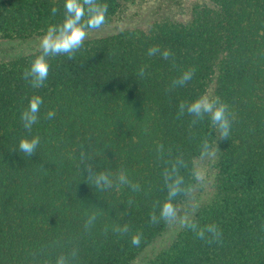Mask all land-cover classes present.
Here are the masks:
<instances>
[{
  "label": "trees",
  "instance_id": "1",
  "mask_svg": "<svg viewBox=\"0 0 264 264\" xmlns=\"http://www.w3.org/2000/svg\"><path fill=\"white\" fill-rule=\"evenodd\" d=\"M98 2L108 5L101 28L126 5L155 7L145 27L86 39L73 59L51 58L39 89L22 76L39 50L0 60V264H133L174 223L160 219L165 174L183 177L186 194L171 201L178 213L204 159L212 190L186 220L218 225L221 238L209 243L211 233L201 240L181 225L143 264H264V0ZM64 3L0 0V41L42 36L63 20ZM152 46L160 51L149 56ZM193 67L192 80L173 83ZM204 93L228 105L227 139L209 114L180 111ZM34 95L43 104L28 132L20 116ZM32 136L40 143L29 157L18 145ZM205 141L214 157L201 155ZM100 173L111 187L96 186Z\"/></svg>",
  "mask_w": 264,
  "mask_h": 264
},
{
  "label": "clouds",
  "instance_id": "2",
  "mask_svg": "<svg viewBox=\"0 0 264 264\" xmlns=\"http://www.w3.org/2000/svg\"><path fill=\"white\" fill-rule=\"evenodd\" d=\"M58 9L53 7L51 12L53 15L57 13ZM108 5L98 2V0H65L63 20L56 24H50L42 37L39 40V55L32 60L30 67L26 69L22 76L33 89H39L45 85L50 71V59L56 56H66L68 59H73L75 54L82 48L84 41L87 39L89 31L99 30L106 23V14ZM160 51L159 46H152L148 49V55L154 56ZM164 59L173 56L170 49L165 48L161 53ZM195 68H189L184 71L178 80L173 81L174 84L181 86L193 79ZM139 74L144 75V68L139 69ZM43 99L39 95H34L30 98L27 108H25L20 116L23 121V127L32 132L33 125L39 120V113ZM187 107V112L195 115L198 118H203L204 114H209L212 124L217 126L220 132L221 139H227L231 131V121L228 118V105L217 97H210L207 93L201 94L199 97L192 100L187 106L181 102V113ZM55 111L49 110L46 113L48 119L55 117ZM40 143L39 136H32L31 138L23 137L19 141V151L26 156H31L37 149ZM216 150L211 148L207 141H205L202 156L214 157ZM173 173L177 172L173 168ZM193 177L196 181L201 182L205 179V175L200 171H194ZM166 183L168 187V200L164 202L160 210V219L166 224H170L177 219V208L171 202L177 195L185 193V189L181 187L183 184V177L171 174H165ZM121 183H126V177L121 174L119 176ZM94 183L97 187L102 184L111 187V180L105 173H100L94 176ZM135 187V186H134ZM153 224L158 223L156 215L153 213L150 217ZM181 224L196 232V236L204 240L205 231L212 234L213 239L207 242L211 243L213 240L218 241L221 238V230L216 224H206L202 228H198L195 221L189 223L182 219ZM128 231L127 226L123 229ZM140 243V236L134 235L132 237V244L138 246ZM57 264H65L63 259H60Z\"/></svg>",
  "mask_w": 264,
  "mask_h": 264
},
{
  "label": "rangeland",
  "instance_id": "3",
  "mask_svg": "<svg viewBox=\"0 0 264 264\" xmlns=\"http://www.w3.org/2000/svg\"><path fill=\"white\" fill-rule=\"evenodd\" d=\"M155 4L149 2L141 7L126 5L120 11L113 23L96 31H89L87 39L103 37L126 28L145 27L152 15ZM36 36L24 40H1L0 60H7L39 50V40ZM198 170L205 175V179L198 183L194 193L181 205L177 219L171 228L153 242L133 264H143L154 252L166 247L182 225L181 220L191 216L197 207L209 196L214 181L211 159H204L199 163Z\"/></svg>",
  "mask_w": 264,
  "mask_h": 264
}]
</instances>
